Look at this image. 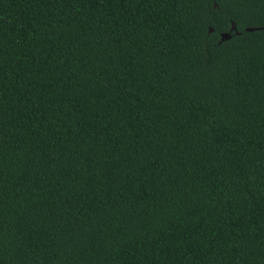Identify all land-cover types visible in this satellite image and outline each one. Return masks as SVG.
Returning a JSON list of instances; mask_svg holds the SVG:
<instances>
[{
  "label": "trees",
  "instance_id": "obj_1",
  "mask_svg": "<svg viewBox=\"0 0 264 264\" xmlns=\"http://www.w3.org/2000/svg\"><path fill=\"white\" fill-rule=\"evenodd\" d=\"M0 264H264V0H0Z\"/></svg>",
  "mask_w": 264,
  "mask_h": 264
},
{
  "label": "water",
  "instance_id": "obj_2",
  "mask_svg": "<svg viewBox=\"0 0 264 264\" xmlns=\"http://www.w3.org/2000/svg\"><path fill=\"white\" fill-rule=\"evenodd\" d=\"M248 29H254V28H248ZM228 35H222V38H227Z\"/></svg>",
  "mask_w": 264,
  "mask_h": 264
}]
</instances>
